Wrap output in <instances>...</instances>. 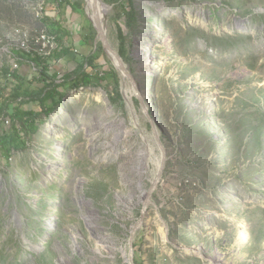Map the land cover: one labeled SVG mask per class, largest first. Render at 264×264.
I'll return each instance as SVG.
<instances>
[{"label":"rangeland","instance_id":"rangeland-1","mask_svg":"<svg viewBox=\"0 0 264 264\" xmlns=\"http://www.w3.org/2000/svg\"><path fill=\"white\" fill-rule=\"evenodd\" d=\"M59 1L0 0V67L31 80L34 64L12 50L28 37L38 50L46 17L70 32L56 34L70 51H52V70L96 51L86 0H73L80 13ZM104 2L108 42L119 53L120 24L144 106L103 47L92 85L59 87L65 102L9 165L0 158V264H131L140 222L136 264H264V0H135L131 26ZM148 113L166 150L150 194L163 152Z\"/></svg>","mask_w":264,"mask_h":264},{"label":"trees","instance_id":"trees-1","mask_svg":"<svg viewBox=\"0 0 264 264\" xmlns=\"http://www.w3.org/2000/svg\"><path fill=\"white\" fill-rule=\"evenodd\" d=\"M62 1H59L62 4ZM108 3H115V7L125 14L128 24H131L137 18L135 0H105ZM74 12L80 13L83 10L81 1L71 2L66 0ZM46 21L51 26L50 32L55 33L58 37L68 36L69 30L65 28L61 21ZM91 37H95V27L90 25ZM118 39L120 42L119 54L126 60L127 57V36L120 24L117 26ZM102 45H97L96 51L85 56L79 65L64 74L52 70L50 59L54 55H41L34 52H28L22 49H13L12 53L16 59L32 62L35 66V73L31 80L27 82L17 69L11 66L0 67V78L6 80L4 85L0 84V158L5 161L6 165L10 164L14 151L27 146L29 139L32 138L39 130L43 116L49 115L50 112L57 110L58 105L65 102L66 92L59 90L60 86L68 87L69 90L88 87L93 84V75L96 73L100 63L98 59ZM56 56H65L69 53V48L57 49ZM52 70V71H51ZM113 71V72H112ZM116 81L118 82L119 74L112 70ZM39 81L40 86H34V81ZM10 83H13L10 86ZM117 94L122 97L121 92ZM51 103L48 104V101ZM35 102L39 110L25 109L26 102ZM139 102L138 98H135ZM8 121V122H7ZM8 123V125H6Z\"/></svg>","mask_w":264,"mask_h":264},{"label":"water","instance_id":"water-1","mask_svg":"<svg viewBox=\"0 0 264 264\" xmlns=\"http://www.w3.org/2000/svg\"><path fill=\"white\" fill-rule=\"evenodd\" d=\"M91 20H92V19H91ZM92 21H93V20H92ZM93 25H94V27L96 28V30H97V32H98L97 37H98L99 40L101 41V44H102L103 49H104L107 53L111 54V52H112V47L110 46V44H109V42H108V39H107V36H106L105 32L101 29L97 17H96L95 21H93ZM113 52H114V50H113ZM116 56H117V58H118V60H119V62H120V64H121L123 70L126 72V73H125L126 76H127L128 78H130V79L133 81V83L135 84V86H136V83L134 82L131 73H130V72L127 70V68L125 67V65H124V63H123V60H122V57L119 55L118 52H116ZM117 68L120 70V68H119L118 66H117ZM136 92H137V98H138V100H139V101L141 102V104L144 106V103H143V101H142L141 93H140V91L138 90L137 86H136ZM145 109H146V107H145ZM146 110H147V109H146ZM147 111H148V110H147ZM148 116H149V119H150L151 125H152V127H153L154 134H155V136H156L157 142H158V144H159V146H160V148L162 149V152H163L162 161H161V165H160V168H159V171H158V175H157V177H156V180H155L154 184L152 185V187H151V189H150V191H149V194H150V193H152V192L155 190V188L157 187V185H158V183H159V181H160V178H161V176H162L163 168H164V165H165V162H166V150H165V147H164V145H163V143H162V140L160 139L159 134H158V132H157L156 124H155L154 119L152 118V116H151L149 113H148ZM140 225H141V222L135 226V228H134V230H133V232H132V234H131V238H130V246H131V248H130V261H131V264H136V263H135V260H134V246H133V242H134V237H135L136 230L138 229V227H139Z\"/></svg>","mask_w":264,"mask_h":264},{"label":"bare ground","instance_id":"bare-ground-1","mask_svg":"<svg viewBox=\"0 0 264 264\" xmlns=\"http://www.w3.org/2000/svg\"><path fill=\"white\" fill-rule=\"evenodd\" d=\"M86 8H87V13L89 17L95 21L96 17L98 18L99 24L101 29L105 32L106 34V27L104 24V18L106 16V11H107V5L105 4L104 0H86ZM107 36V35H106ZM111 46V45H110ZM112 47V46H111ZM114 50V52H113ZM117 50L112 47V52L111 56L116 64L120 68V71L123 75V77H126V72L123 70L117 56H116ZM147 158V150L143 149L142 152L138 154V159H140V162H143ZM161 163H159V168H160ZM154 182V181H153ZM243 237L247 238V232L245 230L242 231Z\"/></svg>","mask_w":264,"mask_h":264},{"label":"built area","instance_id":"built-area-1","mask_svg":"<svg viewBox=\"0 0 264 264\" xmlns=\"http://www.w3.org/2000/svg\"><path fill=\"white\" fill-rule=\"evenodd\" d=\"M17 34L22 33V30H15ZM27 33V32H26ZM24 33L25 36L27 34ZM33 40H35L36 43L40 46L38 50L30 49L29 44H27V40L25 38H22V40H19L20 47L18 49H22L28 52H34L41 55H50L52 51L56 50L59 45L57 42V35L54 33L49 32L46 29L36 30V33L33 34L31 37Z\"/></svg>","mask_w":264,"mask_h":264},{"label":"crops","instance_id":"crops-1","mask_svg":"<svg viewBox=\"0 0 264 264\" xmlns=\"http://www.w3.org/2000/svg\"><path fill=\"white\" fill-rule=\"evenodd\" d=\"M69 1H71V2H74L73 0H69ZM70 6V5H69ZM71 7V6H70ZM72 9V8H71ZM73 11V10H72ZM74 12V11H73ZM74 13H77V12H74Z\"/></svg>","mask_w":264,"mask_h":264}]
</instances>
